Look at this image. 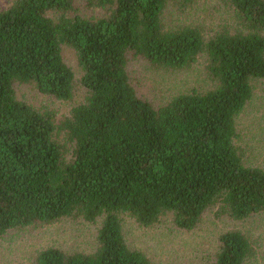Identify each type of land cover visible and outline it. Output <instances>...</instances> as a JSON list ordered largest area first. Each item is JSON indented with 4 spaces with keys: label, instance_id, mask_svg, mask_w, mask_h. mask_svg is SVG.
I'll return each instance as SVG.
<instances>
[{
    "label": "trees",
    "instance_id": "16d2710c",
    "mask_svg": "<svg viewBox=\"0 0 264 264\" xmlns=\"http://www.w3.org/2000/svg\"><path fill=\"white\" fill-rule=\"evenodd\" d=\"M82 0L97 19L70 17L75 0H16L0 11V237L67 217L102 219L94 254L42 251L36 264H152L124 238L121 216L150 227L172 215L191 232L210 208L235 220L264 212V169L248 167L236 120L264 80V0H222L235 30L206 37L168 28L169 2ZM74 50L85 100L56 126L54 113L19 100L15 83H33L61 101L74 95ZM183 69L205 55L214 90L178 95L154 108L130 83L128 56ZM73 144L69 158L56 129ZM253 246L239 231L219 237L211 264H248Z\"/></svg>",
    "mask_w": 264,
    "mask_h": 264
},
{
    "label": "rangeland",
    "instance_id": "374dc122",
    "mask_svg": "<svg viewBox=\"0 0 264 264\" xmlns=\"http://www.w3.org/2000/svg\"><path fill=\"white\" fill-rule=\"evenodd\" d=\"M16 0H0V11L8 9ZM177 2L168 3L163 22L168 28L197 27L208 38L222 30H235L237 22L233 12L222 0L200 1L197 5L181 8ZM75 12L70 17L97 19L105 15L101 9L90 10L82 0H75ZM62 56L74 72V95L61 101L41 93L33 83H15L19 100L38 111L54 113L56 126L71 110L85 100L82 87L83 72L74 50L62 47ZM205 55L183 69L160 68L142 57L128 56L127 72L137 95L159 108L178 95L192 91L200 93L214 90ZM252 98L237 117L236 145L248 167L264 169V80L252 81ZM54 140L66 150L69 158L73 144L59 128ZM103 220L91 223L79 217H67L44 226L34 225L13 230L0 237V264H36L38 255L49 248L66 254H94L98 248V231ZM121 225L127 245L143 252L152 264H211L215 259L219 237L229 231H239L253 246L248 264H264V212L245 220H235L218 214V208L208 209L191 232L178 230L172 215H165L150 227L143 226L129 215L121 216Z\"/></svg>",
    "mask_w": 264,
    "mask_h": 264
}]
</instances>
